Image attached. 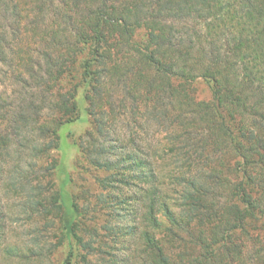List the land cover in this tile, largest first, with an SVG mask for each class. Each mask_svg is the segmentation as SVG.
<instances>
[{
	"label": "trees",
	"instance_id": "16d2710c",
	"mask_svg": "<svg viewBox=\"0 0 264 264\" xmlns=\"http://www.w3.org/2000/svg\"><path fill=\"white\" fill-rule=\"evenodd\" d=\"M1 9L13 16L0 11V63L17 88L0 91V178L26 148L61 152L49 205L28 198L30 214L58 216L69 246L61 264L80 247L110 254L116 236H137L138 264H264V0H0ZM78 58V84L57 90ZM198 78L209 100L195 97ZM127 99L123 130L114 122ZM75 123L91 126L72 146L107 172L105 234L81 228L68 191ZM34 130L49 141L36 143ZM20 169L7 168L9 187L38 189ZM4 215L0 206V232Z\"/></svg>",
	"mask_w": 264,
	"mask_h": 264
},
{
	"label": "rangeland",
	"instance_id": "374dc122",
	"mask_svg": "<svg viewBox=\"0 0 264 264\" xmlns=\"http://www.w3.org/2000/svg\"><path fill=\"white\" fill-rule=\"evenodd\" d=\"M18 6L20 7L21 5L19 4ZM0 11L3 12L4 10L1 9ZM12 14L10 11L1 13V15L7 16H13ZM136 37L138 39L139 37H143L142 30H140ZM79 62L80 58L77 59V64L70 74L62 80L61 85L58 88L56 87L57 90L67 87V85L72 88L78 84L80 76ZM12 69L10 66L0 63V83L4 80V83L0 84V91L2 93L12 94L13 90L17 88ZM192 86L194 87L193 93L197 99L209 100L211 98V91L207 83L202 79H196L192 83ZM118 92H116L117 101L121 97V95L118 96ZM18 106L14 109H18L16 112L20 113L21 106ZM130 106V100L127 99L117 107L119 112L117 120L114 123L118 125V128L122 127L124 130L123 125L126 126V123L131 122L129 116ZM90 126L88 123H75L70 126L72 133H69L66 138L69 148L66 151L67 158L65 161L68 163V171L72 179L68 185V191L74 195V200L82 212L80 217L82 219L81 228L86 231L105 234L107 230L104 225L107 219V203L109 202H102L106 190L103 189L98 179L106 176L107 172L90 164L72 146V142H81L83 138L85 141L87 140L84 133ZM37 132V130H34L31 133L36 143L40 144L49 141L48 136L41 137L42 139L38 138ZM25 151L17 154V157L13 159L14 161L7 160L8 164L3 172V176L0 178V206L5 213L3 220L4 229L0 232V264H61L66 257L69 246L66 241L63 243L58 242L61 237L58 230V216L54 217V214L51 213L38 214L36 211H33L30 214L28 212V209H34V207L30 206V199H28L31 195H33V200L43 201L46 206L49 205L47 196L52 194L57 181L53 166L51 168L50 165L53 164L54 159H60L61 152L57 148H50L43 156H33L29 155L30 150L28 148ZM14 163L20 165V171L24 173L23 176L26 179L29 177H31L30 179L39 177L40 187L35 189V191L31 190L27 185H18L15 189L9 187L7 168ZM44 167H47V169H44ZM32 181L33 183L35 182V180ZM123 189L129 190L124 187ZM133 189L135 188L130 189V191H133ZM22 209L28 214L23 212ZM127 215L123 213L117 221L126 224ZM256 225H258V222ZM257 232L259 233L258 227L251 230L250 233L253 235ZM89 237L90 234L86 233L85 239ZM136 238L137 236H133L131 239L126 238V240H122L123 238L120 236L114 237L111 240L114 244L109 251L110 254L98 252L99 249L86 253V249L80 247L72 255V264H114L109 261L112 258L115 264H125L123 258L124 254L128 251L126 245L132 248V263L130 264H138L137 248L140 242ZM101 249L103 251L106 250L104 247ZM80 255H84L85 258Z\"/></svg>",
	"mask_w": 264,
	"mask_h": 264
}]
</instances>
